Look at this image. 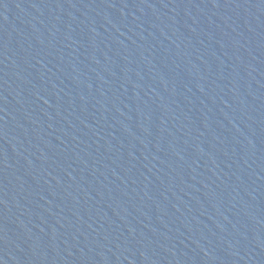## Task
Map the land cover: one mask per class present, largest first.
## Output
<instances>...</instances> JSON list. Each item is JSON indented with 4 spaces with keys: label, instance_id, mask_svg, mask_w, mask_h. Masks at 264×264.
<instances>
[{
    "label": "water",
    "instance_id": "water-1",
    "mask_svg": "<svg viewBox=\"0 0 264 264\" xmlns=\"http://www.w3.org/2000/svg\"><path fill=\"white\" fill-rule=\"evenodd\" d=\"M0 264H264V0H0Z\"/></svg>",
    "mask_w": 264,
    "mask_h": 264
}]
</instances>
